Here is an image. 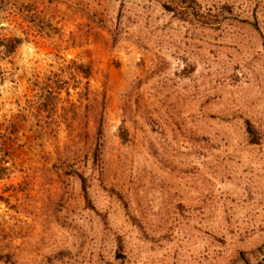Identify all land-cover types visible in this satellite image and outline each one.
<instances>
[{
  "label": "rangeland",
  "instance_id": "rangeland-1",
  "mask_svg": "<svg viewBox=\"0 0 264 264\" xmlns=\"http://www.w3.org/2000/svg\"><path fill=\"white\" fill-rule=\"evenodd\" d=\"M0 264H264V0H0Z\"/></svg>",
  "mask_w": 264,
  "mask_h": 264
},
{
  "label": "trees",
  "instance_id": "trees-1",
  "mask_svg": "<svg viewBox=\"0 0 264 264\" xmlns=\"http://www.w3.org/2000/svg\"><path fill=\"white\" fill-rule=\"evenodd\" d=\"M86 69H87V67L85 68V71H83V73H84V75L87 77L88 74H89V72H88Z\"/></svg>",
  "mask_w": 264,
  "mask_h": 264
}]
</instances>
